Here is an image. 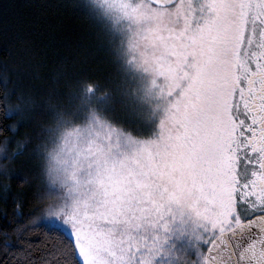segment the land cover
Returning a JSON list of instances; mask_svg holds the SVG:
<instances>
[{
	"label": "snow or ice",
	"instance_id": "obj_1",
	"mask_svg": "<svg viewBox=\"0 0 264 264\" xmlns=\"http://www.w3.org/2000/svg\"><path fill=\"white\" fill-rule=\"evenodd\" d=\"M83 8L120 82L97 96L77 81L79 103L39 134L44 206L5 213L0 264H264V0ZM3 83L6 105L17 92ZM33 107L17 96L3 130Z\"/></svg>",
	"mask_w": 264,
	"mask_h": 264
},
{
	"label": "trees",
	"instance_id": "obj_2",
	"mask_svg": "<svg viewBox=\"0 0 264 264\" xmlns=\"http://www.w3.org/2000/svg\"><path fill=\"white\" fill-rule=\"evenodd\" d=\"M87 3L88 0H0V98L7 74V88L15 87L17 96L31 98V111L36 113L17 124L13 135L3 130L16 123L15 118L4 115V108H14L17 96H11L6 105L0 103V146L10 141L9 153L17 146L30 145L53 123L55 111L67 112L79 103L77 81L87 78L98 84L97 96L115 92L120 76L105 52L99 25L85 14L83 6ZM115 109L122 111L120 105ZM14 157L6 160L0 155V229L7 223L5 213H13L15 202L21 204L24 213L44 206L32 199L37 181L28 168L17 167V162V177L12 176ZM33 238L39 239L40 234ZM3 256L0 251V258Z\"/></svg>",
	"mask_w": 264,
	"mask_h": 264
},
{
	"label": "rangeland",
	"instance_id": "obj_3",
	"mask_svg": "<svg viewBox=\"0 0 264 264\" xmlns=\"http://www.w3.org/2000/svg\"><path fill=\"white\" fill-rule=\"evenodd\" d=\"M38 142L39 135L35 136L30 145H20L14 149V151L18 152L19 154L15 155L12 162V165L14 166V168L11 170V174H13L12 176L17 177V174H15V166L17 162V167L23 166L28 168V170H30L29 172L33 173L37 169L38 162L35 159L34 150ZM9 173L10 171H8L6 175L8 176Z\"/></svg>",
	"mask_w": 264,
	"mask_h": 264
}]
</instances>
